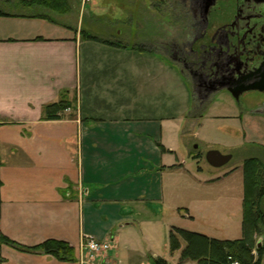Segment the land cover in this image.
Masks as SVG:
<instances>
[{
	"label": "crops",
	"instance_id": "1",
	"mask_svg": "<svg viewBox=\"0 0 264 264\" xmlns=\"http://www.w3.org/2000/svg\"><path fill=\"white\" fill-rule=\"evenodd\" d=\"M27 10L0 17V238L31 247L64 241L75 260L3 244L0 264H80L84 234L112 242L106 264H153L157 258L170 264L174 228L191 221L214 232L230 216L216 201L225 191L212 196L209 190L236 170L221 174L214 167L203 177L186 160L203 142L205 126H215L203 120L219 104L197 119L188 76L161 46L148 47L151 40L139 35L113 42L84 33L80 21L74 29L48 12ZM38 19L54 22L49 33L14 31L16 22L35 26ZM152 26L153 37L162 33ZM63 97L73 107L61 119H46V106ZM231 118L222 128L225 142L238 137V117ZM239 131L243 141L228 147L255 143L247 130ZM208 142L209 150L219 145ZM207 192L203 215L195 214V194Z\"/></svg>",
	"mask_w": 264,
	"mask_h": 264
},
{
	"label": "rangeland",
	"instance_id": "2",
	"mask_svg": "<svg viewBox=\"0 0 264 264\" xmlns=\"http://www.w3.org/2000/svg\"><path fill=\"white\" fill-rule=\"evenodd\" d=\"M54 3L56 8L52 9L35 4L32 0H0V11L22 13V11L28 12V8L30 11L48 12V14L52 16H49L51 17L49 19L59 22L62 21L65 25L74 27V29L80 21V27L83 29L84 33H93L109 41L130 43L136 40L140 35L143 39L151 40L150 42L148 41V47L151 48H153L152 45L156 43L157 48L161 46L162 49V45L167 46L174 37H178L180 40L185 37L182 23H176L177 18L175 16V9L178 6L174 4V0H66L67 4L65 0L64 3L62 0H57ZM22 6H26L27 8L23 9ZM153 11L157 12V17H152ZM52 20L51 22H45L43 19L35 20V26L32 25V21L28 23V26L16 22L17 25L15 24L14 27L16 29H14V31L19 32L18 35H21L30 32V30L34 28L37 31L42 30L43 33H49V28H51V24L54 23ZM25 21L28 22L29 20ZM153 24H157L162 27L163 30L157 37H153V33L151 32L152 29H154L152 26ZM63 99L70 105L69 108L73 107V101H70L66 97H63L62 100ZM214 102L219 104L216 108L220 110V113H218V110L214 107H211V111H207V114L210 113V115L208 116L206 114L203 122H212L215 126L213 127L211 123L205 126L202 134V141L205 143L197 141L193 146L194 149H192L190 158L188 157L185 159L189 163V167L195 171V173L199 175L202 174L203 177H206L209 175L208 172L214 168L206 159V153L209 151L208 144H206L209 143L208 140L216 139L219 145L212 147H215V149L223 153L233 154V158L228 164L219 167V172L224 174L230 170L236 171L226 180L214 186L216 189L209 190L212 196H219L221 192L225 191L221 194V198L218 197L216 201L221 202V206L223 203L225 204L224 206L227 207L226 212L230 216L225 214L224 217H226V219L217 222L220 225L217 224V229L214 232L212 230L207 231L206 227H203V224H200V222L191 223L190 221L189 223L188 221L187 226L183 225L186 227L184 228L186 230L206 234L210 237L218 239H238L241 234V226L236 224L238 218L234 217V215L236 213H241L238 211L240 205L238 206V210L236 205L238 204V192L240 190L242 191L241 186H244L243 163L251 158H259L264 163V93L250 92L243 96L238 104H236L228 94L222 93L216 96ZM219 114L221 117L217 118ZM222 115H226V118ZM233 116L238 117L236 119L238 122V137H232L235 142L231 140L230 142H225L227 136H223L222 128L231 126V121L233 120L231 117ZM240 129L247 130L249 138L254 139L255 143H245L242 146L238 145V147H228L226 144L234 145L237 139L238 142L243 141V138L240 137L242 136V133L239 131ZM200 166L205 169L204 172L198 171ZM195 195L196 202L193 206L194 213H201L200 215L202 216L203 213L200 211L203 210V207L200 204L201 201H203V197L208 196V192L197 193ZM261 206L264 210V199L261 202ZM183 212L182 210L181 214H183ZM176 225L182 226V223L175 224V226ZM261 227L262 231H264V223ZM257 241L258 244L260 241L262 242L261 235L256 236V242ZM182 243L181 249L186 245L184 240H182ZM181 249L178 251H181ZM253 252L257 257L258 250L254 248ZM166 258L170 260V264L195 263L192 260L180 263V252H171V249L166 253Z\"/></svg>",
	"mask_w": 264,
	"mask_h": 264
},
{
	"label": "flooded vegetation",
	"instance_id": "3",
	"mask_svg": "<svg viewBox=\"0 0 264 264\" xmlns=\"http://www.w3.org/2000/svg\"><path fill=\"white\" fill-rule=\"evenodd\" d=\"M163 1V0H161ZM174 37L163 52L178 62L193 86L197 119L226 93L238 104L264 78V0H174ZM177 25V24H176Z\"/></svg>",
	"mask_w": 264,
	"mask_h": 264
},
{
	"label": "trees",
	"instance_id": "4",
	"mask_svg": "<svg viewBox=\"0 0 264 264\" xmlns=\"http://www.w3.org/2000/svg\"><path fill=\"white\" fill-rule=\"evenodd\" d=\"M57 0H32L33 3L56 8ZM64 3V0H62ZM66 3V0H65ZM67 4V3H66ZM1 16H8L0 11ZM63 99L46 106L45 117L48 120L61 119L69 108ZM244 199L242 237L238 239H218L183 228H174L170 233V249L175 252L181 249L180 263L192 260L194 264H264V210L261 202L264 199V163L259 158H251L243 163ZM261 235L262 244L258 245L256 236ZM182 239V240H181ZM9 245L22 252L51 254L62 261H74L73 248L64 241L46 240L36 246H26L5 236L0 238V247ZM258 250V256L253 250ZM153 264H169L165 258L153 259Z\"/></svg>",
	"mask_w": 264,
	"mask_h": 264
},
{
	"label": "built area",
	"instance_id": "5",
	"mask_svg": "<svg viewBox=\"0 0 264 264\" xmlns=\"http://www.w3.org/2000/svg\"><path fill=\"white\" fill-rule=\"evenodd\" d=\"M112 249L111 241L99 240L92 235L84 234L79 262L80 264H106ZM234 264L239 263L235 262Z\"/></svg>",
	"mask_w": 264,
	"mask_h": 264
},
{
	"label": "water",
	"instance_id": "6",
	"mask_svg": "<svg viewBox=\"0 0 264 264\" xmlns=\"http://www.w3.org/2000/svg\"><path fill=\"white\" fill-rule=\"evenodd\" d=\"M246 89L250 90H260L264 92V78L263 80L254 86L248 87ZM233 158V154L231 153H223L218 149H211L206 153V159L208 163L215 168L222 167L228 164ZM261 241L259 242V246H261Z\"/></svg>",
	"mask_w": 264,
	"mask_h": 264
}]
</instances>
